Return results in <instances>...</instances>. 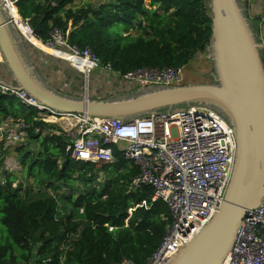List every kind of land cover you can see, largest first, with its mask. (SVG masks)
<instances>
[{"label": "trees", "instance_id": "1", "mask_svg": "<svg viewBox=\"0 0 264 264\" xmlns=\"http://www.w3.org/2000/svg\"><path fill=\"white\" fill-rule=\"evenodd\" d=\"M82 1L17 0L16 9L43 44L52 30L67 32L70 45L88 48L101 67L109 65L120 75L185 68L208 46L209 0H107L97 6ZM17 119L28 124L25 140L37 149L4 148L1 141L0 166L5 155H13L36 185L13 186L15 173L0 169L5 180L0 223L6 235L0 264H112L123 258L146 264L171 215L165 202L151 201V187H128L138 169L118 152L113 163L100 166L69 158L68 138L57 125L0 92V124ZM33 188L37 195L30 198ZM142 200L149 206L135 207Z\"/></svg>", "mask_w": 264, "mask_h": 264}, {"label": "built area", "instance_id": "2", "mask_svg": "<svg viewBox=\"0 0 264 264\" xmlns=\"http://www.w3.org/2000/svg\"><path fill=\"white\" fill-rule=\"evenodd\" d=\"M16 1L2 0V6L27 41L21 28L32 37L33 30L27 19H22L17 13ZM66 35L67 32L54 29L44 44L52 49L64 46L69 55L85 60L87 64L79 71L89 75L100 66L98 58L88 48L78 49L70 45ZM262 59L264 62V57ZM102 68L120 76L133 87L178 84L183 71V68H142L120 75L109 65ZM0 92L16 96L37 111L38 119L57 125L68 138L65 151L69 158L102 165L113 163L115 152H118L138 169L127 182L128 187H151V201L165 202L171 215L170 225L146 264H165L218 211L232 170L235 141L232 128L213 108L189 105L126 120L90 118L85 114L55 112L40 105L25 91L0 85ZM27 129L28 124L19 119L1 123L0 142L3 141V147L23 145ZM2 165L7 172L21 169L19 160L11 154L3 157ZM0 183H5L3 177H0ZM142 206L147 208L149 204L142 200L135 207ZM112 264L134 263L123 258ZM222 264H264V197L258 207L244 213L233 245Z\"/></svg>", "mask_w": 264, "mask_h": 264}, {"label": "water", "instance_id": "3", "mask_svg": "<svg viewBox=\"0 0 264 264\" xmlns=\"http://www.w3.org/2000/svg\"><path fill=\"white\" fill-rule=\"evenodd\" d=\"M65 0H54L58 5ZM211 33L207 50L213 81L144 86L111 99L63 94L39 76L22 47L25 39L0 0V57L10 76L0 81L55 112L126 120L160 110L204 105L230 125L235 141L231 174L218 211L165 264H222L244 213L264 197V62L262 44L239 0H209ZM212 76V75H211Z\"/></svg>", "mask_w": 264, "mask_h": 264}, {"label": "rangeland", "instance_id": "4", "mask_svg": "<svg viewBox=\"0 0 264 264\" xmlns=\"http://www.w3.org/2000/svg\"><path fill=\"white\" fill-rule=\"evenodd\" d=\"M104 1L107 0H84L82 2L85 4L91 2L93 6H97V4ZM75 3L76 1L72 4L74 5ZM241 3L242 6H246V0H242ZM131 34L134 35L135 33ZM22 47L28 54L30 61H33L37 65V73L39 76L43 78L49 86L63 94L77 98L88 97L89 99H111L141 92V87L131 86L123 78L108 72L101 66H98L91 71L89 75H84L83 72L72 66L70 61L46 53L41 49L36 48L28 40L23 43ZM53 49L65 51L67 53L69 52L64 46H56ZM209 56L210 54L207 48L205 51L197 52L192 59V64L185 67V71L189 72H186V75L189 78L192 77L191 79L194 81H213L214 71ZM200 69H204L203 72L194 75V71ZM191 72L194 74H191ZM188 79L181 80L179 83H187ZM23 146L30 150L37 149V145L28 140L24 141ZM17 155H19L18 151ZM0 169H4L2 164ZM14 173L16 177L15 183L21 182L24 187H27V189H29V186L35 187L34 185L36 184L33 182V179L31 177H26L22 168ZM100 176L101 172L99 173V177ZM27 195L30 198H33L37 195V192L33 188ZM5 239L6 235L4 227L0 223V243L4 242Z\"/></svg>", "mask_w": 264, "mask_h": 264}, {"label": "crops", "instance_id": "5", "mask_svg": "<svg viewBox=\"0 0 264 264\" xmlns=\"http://www.w3.org/2000/svg\"><path fill=\"white\" fill-rule=\"evenodd\" d=\"M239 1L241 3L242 0H239ZM241 5H242V3H241ZM243 7L245 9L246 15L248 16L250 22L253 25L254 31H255L256 36H257V40L262 44V51L261 52H262V57H264V0H246V6H243ZM49 54H51L55 57H59L61 59L67 60V61H69L71 59V56L69 55V53H66L63 51L53 50ZM32 63H34V62L32 61ZM35 66L37 69L36 64H35ZM186 72H188V71H185V68H184L182 71L181 80L189 78L186 75ZM194 73L191 72V74L197 75L198 73H202V71L196 70V71H194ZM198 76H200V75H198ZM191 78H189L187 81L188 82L193 81ZM9 80H10V76L6 71V68L3 66L2 60L0 57V81H2V82L5 81L8 83Z\"/></svg>", "mask_w": 264, "mask_h": 264}, {"label": "bare ground", "instance_id": "6", "mask_svg": "<svg viewBox=\"0 0 264 264\" xmlns=\"http://www.w3.org/2000/svg\"><path fill=\"white\" fill-rule=\"evenodd\" d=\"M12 14L13 16L16 18L17 17V14L15 12V9L12 8ZM21 31H23V33L25 34V36L27 37V40L32 43L36 48L38 49H41L42 51L44 52H47V53H50L51 51L53 50H56V49H52V48H49V47H46L41 41L37 40L36 38L32 37V36H29L27 31L25 29H22L21 28ZM59 51V50H58ZM71 56V55H70ZM71 62V65H73L74 67H76L78 70H82L83 67H84V64L87 62L85 60L83 61H80L78 60L77 58L75 57H72L71 56V59L69 60ZM78 63V64H77Z\"/></svg>", "mask_w": 264, "mask_h": 264}, {"label": "flooded vegetation", "instance_id": "7", "mask_svg": "<svg viewBox=\"0 0 264 264\" xmlns=\"http://www.w3.org/2000/svg\"><path fill=\"white\" fill-rule=\"evenodd\" d=\"M203 72V71H202Z\"/></svg>", "mask_w": 264, "mask_h": 264}]
</instances>
